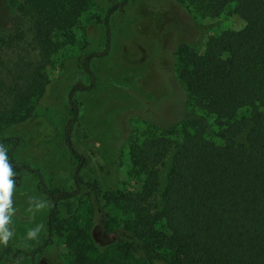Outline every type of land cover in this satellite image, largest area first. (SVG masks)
<instances>
[{
    "label": "trees",
    "instance_id": "1",
    "mask_svg": "<svg viewBox=\"0 0 264 264\" xmlns=\"http://www.w3.org/2000/svg\"><path fill=\"white\" fill-rule=\"evenodd\" d=\"M180 2L202 19L233 13L245 18L241 29L210 36L202 53L190 46L176 52L186 107L201 108L203 115L190 112L176 125L130 146L129 177L137 189L118 198L129 215L124 227L112 225L100 205L99 189L88 184L105 232L112 233L123 253L140 264H264V0ZM9 3L18 23L0 36V48L18 51L21 60L10 69V81L0 75V98L7 101H0V130L31 117L48 84L45 69L61 46L58 37L75 26L84 9V0ZM108 44L109 39L105 50ZM29 53L37 60H24ZM104 54H89L82 60L91 79L90 61ZM92 87L93 81L73 84L69 93L73 116L74 95ZM17 141H0L8 148L12 178L32 171L13 159ZM63 142L79 163L78 173L84 160L67 130ZM74 177L80 185L81 178ZM39 182L43 184L42 179ZM42 190L52 201L48 220L52 226L59 204L75 192L44 186ZM48 239L28 249L3 246L0 263H34ZM75 256L74 264H93L82 251Z\"/></svg>",
    "mask_w": 264,
    "mask_h": 264
},
{
    "label": "rangeland",
    "instance_id": "2",
    "mask_svg": "<svg viewBox=\"0 0 264 264\" xmlns=\"http://www.w3.org/2000/svg\"><path fill=\"white\" fill-rule=\"evenodd\" d=\"M17 23L9 0H0V36ZM244 24L245 18L238 13L202 19L180 0H84L75 26L58 37L61 46L45 69L48 84L31 117L0 130V141L18 140L13 159L32 169L12 178L15 211L13 237L7 245L28 249L49 236V245L31 264H74L81 251L93 264H140L123 253L112 233L105 232L88 183L99 189L100 205L112 225L124 227L129 215L118 198L124 191L137 189L129 177L130 146L176 125L190 112L203 115L201 108L186 107L177 50L190 46L202 53L210 36L239 30ZM104 51L90 61L92 80L82 60ZM17 53L0 48V75L8 81L10 69L21 60ZM24 60H37L36 54H26ZM92 81L91 89L74 95L77 114L73 116L69 102L73 84L90 85ZM64 130L84 160L78 173L79 163L63 142ZM74 175L81 178L80 185ZM42 185L75 192L59 204L52 226L48 225L52 201ZM33 197L45 198L50 206L28 212ZM37 224L42 225L37 237L26 239L27 230Z\"/></svg>",
    "mask_w": 264,
    "mask_h": 264
},
{
    "label": "clouds",
    "instance_id": "3",
    "mask_svg": "<svg viewBox=\"0 0 264 264\" xmlns=\"http://www.w3.org/2000/svg\"><path fill=\"white\" fill-rule=\"evenodd\" d=\"M13 176L14 172L8 158V148L0 144V246H6L13 237V229L11 228L12 213L15 211L12 206ZM49 206L50 204L45 198L36 199L33 197L27 211L34 213ZM41 227L42 225L37 224L28 229L25 238L28 240L35 239Z\"/></svg>",
    "mask_w": 264,
    "mask_h": 264
}]
</instances>
